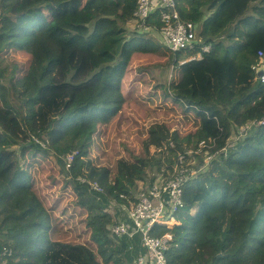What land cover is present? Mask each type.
Instances as JSON below:
<instances>
[{
    "label": "trees",
    "instance_id": "16d2710c",
    "mask_svg": "<svg viewBox=\"0 0 264 264\" xmlns=\"http://www.w3.org/2000/svg\"><path fill=\"white\" fill-rule=\"evenodd\" d=\"M137 6L0 0V246L15 252L16 264H132L145 252L141 236H115L110 225L128 215L110 206L134 200L139 181L152 184L147 169L166 174L193 149L205 168L186 183L176 223L155 229L172 235L168 264H264V166L249 164L264 160V0H178L182 20L199 29L198 47L210 50L201 59L171 51L181 79L166 95L199 122L182 132L179 117L155 121L144 152L103 174L89 152L99 125L125 102L133 58L168 49L153 34L163 25L159 11L149 29L129 28ZM207 151L220 160H207ZM47 157L68 178L71 202L64 193L49 203L32 176ZM235 166H245L241 176ZM252 180L257 185L243 190Z\"/></svg>",
    "mask_w": 264,
    "mask_h": 264
},
{
    "label": "rangeland",
    "instance_id": "374dc122",
    "mask_svg": "<svg viewBox=\"0 0 264 264\" xmlns=\"http://www.w3.org/2000/svg\"><path fill=\"white\" fill-rule=\"evenodd\" d=\"M133 23L129 25L130 29L138 27L137 22ZM153 34L156 38L159 36L162 39L157 31ZM161 42L164 44L163 40ZM174 61L175 57L172 56L169 48L157 55H137L133 58L127 76L122 82V93L125 96V102L108 123L99 125L91 145L88 158L100 173L105 174L107 169H115V162L119 158L135 160L133 154H142L145 150L144 141L148 138L149 128L155 121H171L173 118L179 117L176 127L182 132L196 128L199 119L194 113L183 110L172 98L166 95L169 94V87L181 79V68L176 67ZM260 61L264 62V55ZM1 66L8 68L6 63H2ZM159 114L160 116L155 118ZM176 119L178 120V118ZM235 141L236 138H233L230 144ZM208 154L209 151L205 152L204 155L207 160L209 159ZM72 157L73 154L68 155L67 162H70ZM210 158L220 160L221 157L215 153ZM190 161L191 164H196L199 162V158L194 154ZM249 164L256 167L264 166V160H253ZM172 170L167 171L165 174L163 173L164 170L160 171L158 168H154L153 170L147 169V173L150 176L155 175L156 181H161L163 177L169 176V172ZM244 170L245 166H235L231 172L241 176ZM31 173L33 177L40 179V185L44 191H47V196H51L47 200L49 203L53 202L52 196L58 199L64 193H67L64 196L68 198V201H72L71 192L64 186L67 177L63 176L60 167L55 166L54 161L49 157L42 158L35 163ZM82 181H85V179H82ZM139 184L140 187H145L144 182L139 181ZM256 185V181L252 180L249 187L243 186V190H249ZM94 186L100 189L97 182L94 183ZM134 194H136V191ZM68 201L64 206L69 204ZM118 208L121 209L120 205L112 204L109 210L114 212ZM195 211L196 209H193L192 212L195 213Z\"/></svg>",
    "mask_w": 264,
    "mask_h": 264
},
{
    "label": "built area",
    "instance_id": "2783aa9c",
    "mask_svg": "<svg viewBox=\"0 0 264 264\" xmlns=\"http://www.w3.org/2000/svg\"><path fill=\"white\" fill-rule=\"evenodd\" d=\"M156 11L160 12L159 17L163 23L157 32L170 51L193 50L194 55L191 59H201L203 52L210 50L208 45L198 47L201 42L197 37L199 29L195 23L182 20L178 10V0H138L135 12L138 27L144 26L145 30L149 29L146 20ZM259 54L263 56L261 51ZM260 78L264 81V74ZM259 123L264 124V119ZM244 129L245 127L242 126L241 130ZM194 153L192 149L187 152V155L179 153L169 176L163 177L161 181L155 179L150 185L144 184L145 187H140L136 192L134 200L129 204H121L122 210L127 212V219L114 222L110 225V229L118 237L141 236L146 252L140 254L133 264H168L166 250L172 235L168 233L158 236L155 234V229L172 223L173 215L185 205L183 195L186 183L205 168V166L197 168L198 163L189 162ZM211 156H208L209 159ZM73 159L74 155L71 160ZM0 264H16L12 249L3 248L0 253Z\"/></svg>",
    "mask_w": 264,
    "mask_h": 264
},
{
    "label": "crops",
    "instance_id": "0c3cea01",
    "mask_svg": "<svg viewBox=\"0 0 264 264\" xmlns=\"http://www.w3.org/2000/svg\"><path fill=\"white\" fill-rule=\"evenodd\" d=\"M122 220H126V219L122 218ZM175 223H176V220L172 218V223L170 224V226L173 225V224H175ZM123 236H124V235H123ZM141 245H142V247H144L143 244H142V241H141ZM145 252H146V250H145ZM145 252H140V253L138 254V256H139L140 254L145 253ZM138 256H137V257H138ZM137 257L135 258V260L137 259ZM135 260H134V261H135ZM134 261L132 262V264L134 263Z\"/></svg>",
    "mask_w": 264,
    "mask_h": 264
},
{
    "label": "water",
    "instance_id": "95a60500",
    "mask_svg": "<svg viewBox=\"0 0 264 264\" xmlns=\"http://www.w3.org/2000/svg\"><path fill=\"white\" fill-rule=\"evenodd\" d=\"M264 74V66H262L259 70H258V76H261ZM3 247L0 246V253L2 252Z\"/></svg>",
    "mask_w": 264,
    "mask_h": 264
},
{
    "label": "clouds",
    "instance_id": "9594fccd",
    "mask_svg": "<svg viewBox=\"0 0 264 264\" xmlns=\"http://www.w3.org/2000/svg\"><path fill=\"white\" fill-rule=\"evenodd\" d=\"M3 250V249H2ZM15 253V252H14Z\"/></svg>",
    "mask_w": 264,
    "mask_h": 264
}]
</instances>
